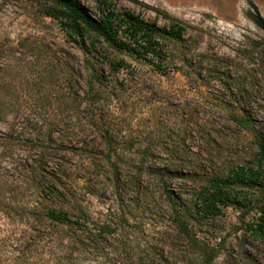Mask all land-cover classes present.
<instances>
[{
	"label": "rangeland",
	"instance_id": "1",
	"mask_svg": "<svg viewBox=\"0 0 264 264\" xmlns=\"http://www.w3.org/2000/svg\"><path fill=\"white\" fill-rule=\"evenodd\" d=\"M79 1L100 17L102 0ZM252 1L264 18V0ZM109 2L187 26L182 42H165L162 74L131 57L111 74L85 53L118 52L92 36L81 50L43 0H0V264H207L208 253L211 264H264L247 230L263 188L210 220L194 208L212 177L255 167L264 141V34L247 1ZM166 166L180 176L161 178ZM59 210L80 225L56 222Z\"/></svg>",
	"mask_w": 264,
	"mask_h": 264
},
{
	"label": "trees",
	"instance_id": "2",
	"mask_svg": "<svg viewBox=\"0 0 264 264\" xmlns=\"http://www.w3.org/2000/svg\"><path fill=\"white\" fill-rule=\"evenodd\" d=\"M43 1L47 5L46 16L59 21L67 34L74 37L75 43L81 50L89 51L85 39L92 36V45L95 41L102 42L107 49L118 52L85 53L89 56L94 55L96 58H101L102 64L107 66L111 74H116L128 66L125 57L146 61L155 71L162 74V67L171 64L165 42H182L187 31L186 25L168 15H165L169 20L168 25L159 27L156 23L145 21L134 15V13H117L111 8L109 0L101 1L102 8L100 7L101 15L99 18L91 16L79 0ZM246 1L249 6L247 17L264 34V18L252 0ZM94 77L97 83H102L103 77L97 71H95ZM236 123L244 128H251L250 120L247 118L239 119ZM250 130H253V128ZM255 144L257 147L255 167L240 168V170L230 173L226 178L212 177L202 188L194 203L196 216L200 220H210L218 217L225 208L244 206L247 203V197H241L244 190L255 187L264 189V183L262 182L264 141L260 136H256ZM108 160H110L109 156ZM112 166H115L114 163H112ZM160 172L161 178L179 175L177 174L178 171L171 170L169 166L160 169ZM170 201L175 212H177V201ZM81 213H83V210H81ZM50 216L63 226L74 225L78 227L80 225L79 220L81 219L79 218L74 222L69 211H53ZM82 218L85 217L82 216ZM178 218L177 223L181 233L192 240L188 222L184 221L183 218ZM247 230L256 241L264 244V199L261 203L259 217L252 224L247 225ZM194 244L197 245L196 241ZM214 258L215 255L208 253L205 261L207 264H211Z\"/></svg>",
	"mask_w": 264,
	"mask_h": 264
}]
</instances>
